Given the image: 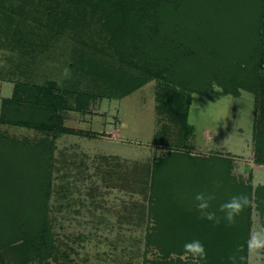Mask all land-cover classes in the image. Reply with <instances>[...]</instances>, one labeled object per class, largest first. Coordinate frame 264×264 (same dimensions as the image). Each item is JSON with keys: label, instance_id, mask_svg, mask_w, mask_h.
<instances>
[{"label": "trees", "instance_id": "1", "mask_svg": "<svg viewBox=\"0 0 264 264\" xmlns=\"http://www.w3.org/2000/svg\"><path fill=\"white\" fill-rule=\"evenodd\" d=\"M47 1V19L58 28L71 26L82 43L83 49L72 53L71 69L92 76L98 93L16 81L11 97L1 100L0 124L45 135L30 141L0 133L2 262L52 264L56 258L48 218L55 138L99 136L65 128L63 113L72 109L66 96L73 97V110L84 112L95 97L120 98L156 79L179 104L187 103L186 111L192 94L210 100L214 87L234 97L241 90L251 93L256 104L253 162L264 166V0H68L72 13L63 9L62 0ZM182 108L167 112L179 128L178 140L162 137L167 154L151 167L153 226L145 245L157 255L150 264H183L170 253H181L184 242L194 238L205 244L207 264H247L253 210L264 223V186L240 181L228 156L193 154L188 147L179 152L177 146L186 145L192 130ZM210 192L215 195L210 211L221 217L220 204L233 195L247 196L250 204L233 223L221 219L214 225L196 211L195 196Z\"/></svg>", "mask_w": 264, "mask_h": 264}, {"label": "rangeland", "instance_id": "2", "mask_svg": "<svg viewBox=\"0 0 264 264\" xmlns=\"http://www.w3.org/2000/svg\"><path fill=\"white\" fill-rule=\"evenodd\" d=\"M47 3L0 0V103L11 97L16 81L96 91L92 76L71 69L72 53L83 49L80 38L71 26L58 28L47 19L43 14ZM62 3L63 9L73 12L68 0ZM65 98L72 108L63 113L65 128L99 136L63 133L55 138L48 214L56 247L52 264H150L156 258V250L145 245L153 226L148 213L151 167L167 154L162 137L164 142L178 140L179 128L167 115L178 106L189 127L192 104L197 105L194 115L210 112L213 117L191 126L186 145L177 146L179 152L188 147L193 154L228 156L239 180H250L253 187L264 185V168L253 165L256 104L251 93L241 90L234 97L214 87L210 100L192 94L185 111L187 103L179 104L169 87L154 79L120 98L95 97L84 112L73 110L72 96ZM0 133L30 141L45 136L5 124H0ZM258 223L253 210L250 233ZM263 259L264 249L252 253L247 249V264H264Z\"/></svg>", "mask_w": 264, "mask_h": 264}, {"label": "clouds", "instance_id": "3", "mask_svg": "<svg viewBox=\"0 0 264 264\" xmlns=\"http://www.w3.org/2000/svg\"><path fill=\"white\" fill-rule=\"evenodd\" d=\"M194 97L196 94H193ZM197 105H190V118L188 120L189 125L199 126V120L205 119L211 121L213 119L210 112H206L203 117L194 115V110ZM215 199L214 193H198L195 196L196 211L199 213L200 218L211 222L212 224H219L221 219L227 221L228 224L234 222L235 217L250 204L247 196L233 195L227 201L220 204L219 212L222 213V217L217 215V212L210 211L211 203ZM247 248L250 253L257 250L264 249V223H258L257 229L251 232L247 240ZM172 257H177L183 262V264H207L208 254L205 248V244L198 238L191 239L184 242L182 246V252L177 254L176 252L170 253Z\"/></svg>", "mask_w": 264, "mask_h": 264}, {"label": "crops", "instance_id": "4", "mask_svg": "<svg viewBox=\"0 0 264 264\" xmlns=\"http://www.w3.org/2000/svg\"><path fill=\"white\" fill-rule=\"evenodd\" d=\"M116 133V132H115ZM254 165V167H255V169H260L261 167H263L264 168V166H261V165H257V164H253ZM235 170H236V168H235V166H233V175L234 176H236V173H235ZM252 172V171H251ZM238 175H241V174H238ZM237 177V176H236ZM240 181H242V180H240ZM245 181H246V179H245ZM260 184V183H259ZM260 185H262V184H260ZM262 186H264V185H262Z\"/></svg>", "mask_w": 264, "mask_h": 264}]
</instances>
